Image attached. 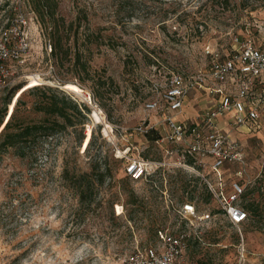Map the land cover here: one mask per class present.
<instances>
[{"label":"rangeland","instance_id":"374dc122","mask_svg":"<svg viewBox=\"0 0 264 264\" xmlns=\"http://www.w3.org/2000/svg\"><path fill=\"white\" fill-rule=\"evenodd\" d=\"M55 2L65 30L51 56L50 38L31 8L0 0V129L22 92L19 116L35 118L28 89L36 85L65 92L89 113L82 126L28 142L24 157L0 153V264H117L135 249L158 245V231L186 232L191 262L238 264L243 250L242 264H264V214L251 219L239 201L247 220L233 227L201 179L174 166L177 147L134 132L139 125L151 129L164 113L162 101L150 114L143 104L160 100L171 74L196 76L246 36L264 51V0ZM209 106L202 93L191 94L184 115ZM246 129L234 136L244 165L220 172L227 193L232 182L252 189L263 176L264 117ZM154 131L163 135L159 126ZM165 148L174 150L166 159ZM134 158L170 165L132 182L123 165ZM247 199H257V191ZM183 201L211 220L179 221Z\"/></svg>","mask_w":264,"mask_h":264},{"label":"built area","instance_id":"2783aa9c","mask_svg":"<svg viewBox=\"0 0 264 264\" xmlns=\"http://www.w3.org/2000/svg\"><path fill=\"white\" fill-rule=\"evenodd\" d=\"M198 92L206 97L210 106L194 120L180 121L178 116L183 113L187 97ZM161 101L165 111L149 130L159 126L163 135L154 142L177 147L176 151L165 148L164 158L175 152L178 162L174 166L199 177L229 224L239 227L247 220L246 213L237 204L246 189L238 182H232L230 192H225L220 172L229 165H244L245 155L235 133L244 127L249 132V128L258 127L264 117V51L249 36L238 42L236 39L230 53L215 56L209 68L196 76L171 74L160 100L146 101L144 111L158 112ZM146 131L148 129L141 125L134 129L139 135ZM169 165L165 161L146 162L134 158L124 162L123 173L130 181L137 182L152 171ZM195 167L208 169L212 177L205 176ZM113 211L118 216L121 207L114 206ZM177 217L182 222L211 220L208 213L200 214L195 203L190 201L180 203ZM158 236V245L135 249L117 264H198L186 257L189 236L186 232L158 231ZM242 262L243 250L239 253L238 264Z\"/></svg>","mask_w":264,"mask_h":264},{"label":"trees","instance_id":"16d2710c","mask_svg":"<svg viewBox=\"0 0 264 264\" xmlns=\"http://www.w3.org/2000/svg\"><path fill=\"white\" fill-rule=\"evenodd\" d=\"M23 2L31 8L45 36L50 38L49 53L51 56L55 55L57 45L61 41L58 34L65 30L62 20L55 14V0H23ZM28 91L34 100L30 104L29 111L34 113L35 118L26 122L19 116L22 92L16 98L11 114L0 130V153L12 149L19 157H24L27 153L26 144L28 142L53 137L65 128L82 126L89 113V109L84 104L77 103L68 94L56 88L36 85L30 87ZM12 94L8 97L6 105ZM3 117L4 112L0 115V125ZM80 136L82 135L80 134ZM144 136L149 141H156L160 138L154 130L146 131ZM256 191L257 199H247L248 195H252ZM204 200L207 201V199ZM241 204L251 219L264 214V170L259 185L253 186L252 189H246L241 198Z\"/></svg>","mask_w":264,"mask_h":264},{"label":"crops","instance_id":"0c3cea01","mask_svg":"<svg viewBox=\"0 0 264 264\" xmlns=\"http://www.w3.org/2000/svg\"><path fill=\"white\" fill-rule=\"evenodd\" d=\"M178 119L180 120V121H183V120H185V119H189V120H194L195 119V117H193L192 115H184V111H183V113L182 114H180V116H178ZM243 133H246L245 131H243Z\"/></svg>","mask_w":264,"mask_h":264},{"label":"bare ground","instance_id":"6f19581e","mask_svg":"<svg viewBox=\"0 0 264 264\" xmlns=\"http://www.w3.org/2000/svg\"><path fill=\"white\" fill-rule=\"evenodd\" d=\"M36 78V77H35ZM94 110V109H93ZM99 112V111H98ZM92 118H94L96 120V122H98L100 120V118L98 117V115L95 112H92ZM103 120V119H102ZM107 128V127H106Z\"/></svg>","mask_w":264,"mask_h":264},{"label":"water","instance_id":"95a60500","mask_svg":"<svg viewBox=\"0 0 264 264\" xmlns=\"http://www.w3.org/2000/svg\"><path fill=\"white\" fill-rule=\"evenodd\" d=\"M1 130V129H0Z\"/></svg>","mask_w":264,"mask_h":264}]
</instances>
